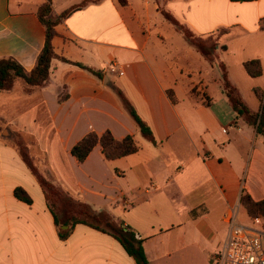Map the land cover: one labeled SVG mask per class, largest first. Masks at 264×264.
<instances>
[{
    "label": "crops",
    "instance_id": "1",
    "mask_svg": "<svg viewBox=\"0 0 264 264\" xmlns=\"http://www.w3.org/2000/svg\"><path fill=\"white\" fill-rule=\"evenodd\" d=\"M49 0H0V59L31 73L46 44ZM85 0H50L59 17ZM56 26L57 58L46 84L17 80L0 92V264H136L113 236L78 224L62 240L33 164L76 201L109 213L144 240L149 264H215L229 235L224 214L243 194L264 200V136L238 116L209 62L164 15L217 40L219 61L243 101L264 109V0H92ZM162 2V3H161ZM257 60L262 74L245 64ZM79 64L100 72L94 75ZM121 90L150 127L145 138ZM132 136L139 151L108 160L97 146L84 163L73 147L90 133ZM26 149V150H27ZM33 198L15 196L17 188ZM241 218V219H240Z\"/></svg>",
    "mask_w": 264,
    "mask_h": 264
},
{
    "label": "trees",
    "instance_id": "2",
    "mask_svg": "<svg viewBox=\"0 0 264 264\" xmlns=\"http://www.w3.org/2000/svg\"><path fill=\"white\" fill-rule=\"evenodd\" d=\"M92 2V0H85L83 3L64 11L57 18L53 16L50 0L43 5L40 11V19L46 27V44L38 58L37 66L31 73H28L15 59H0V92L8 90L17 80H23L28 85L37 87L46 84L51 74L52 62L57 58L53 46L56 26L75 11L82 9ZM120 2L122 4L127 3L126 0H120ZM164 15L209 62L212 64L218 63L223 73V89L230 99L233 109L237 112L238 116L244 117L247 123L253 126L259 135L264 136V109L260 112H254L243 101L238 89L231 83L228 77L227 66L219 61L217 40L213 37L206 39L197 37L188 28L174 19L171 14L164 12ZM78 66L89 70L94 75L102 76L100 72L87 68L82 64ZM245 68L252 77H259L262 74L261 64L257 60L247 62ZM117 93L125 108L137 123L143 136L156 144L150 127L140 118L124 93L119 89ZM97 146H101L108 160L123 158L139 151V147L132 136H128L124 140L119 141L111 132H106L102 135L96 133L88 134L73 147L72 154L80 163H84ZM23 157L45 191L49 205L54 212L55 223L62 240H67L78 224H85L117 239L127 254L135 260L136 264H149V259L144 248V240L137 236L135 230L125 225L124 222H117L107 212H97L88 204L74 200L60 188L48 181L39 172L26 152L23 153ZM15 196L17 199L29 205L33 203L31 195L21 187L15 190ZM241 204L247 209L250 217L254 219L264 218V200L256 202L248 194H243Z\"/></svg>",
    "mask_w": 264,
    "mask_h": 264
},
{
    "label": "built area",
    "instance_id": "3",
    "mask_svg": "<svg viewBox=\"0 0 264 264\" xmlns=\"http://www.w3.org/2000/svg\"><path fill=\"white\" fill-rule=\"evenodd\" d=\"M240 205L229 206L224 214L229 235L214 255L215 264H264V228L255 229L238 221Z\"/></svg>",
    "mask_w": 264,
    "mask_h": 264
},
{
    "label": "rangeland",
    "instance_id": "4",
    "mask_svg": "<svg viewBox=\"0 0 264 264\" xmlns=\"http://www.w3.org/2000/svg\"><path fill=\"white\" fill-rule=\"evenodd\" d=\"M162 1H165V0H162ZM162 3V2H161ZM6 125L3 124V122L0 120V136H2L4 134V131L6 130L5 129ZM17 145L20 144L22 147H24V152H26L28 154V156L30 157L31 156V153L29 151V149L25 148L29 143H34V139L33 138H29V137H26V138H21V136H19V139L16 140L15 142ZM27 149V150H26ZM31 158V157H30ZM32 160V159H31ZM32 162H34V160H32ZM35 163V162H34ZM52 183V182H51ZM55 185V184H54ZM56 186V185H55ZM59 188V187H58ZM62 190V189H61ZM63 191V190H62ZM62 216V214H60ZM241 219V218H240ZM240 222V220H239ZM241 223V222H240ZM242 224V223H241ZM244 225V224H243Z\"/></svg>",
    "mask_w": 264,
    "mask_h": 264
}]
</instances>
